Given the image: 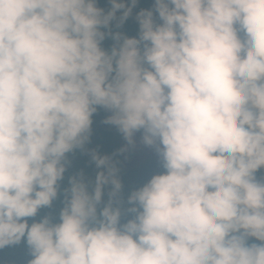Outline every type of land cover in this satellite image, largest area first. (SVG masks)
Returning <instances> with one entry per match:
<instances>
[{"label": "clouds", "instance_id": "obj_1", "mask_svg": "<svg viewBox=\"0 0 264 264\" xmlns=\"http://www.w3.org/2000/svg\"><path fill=\"white\" fill-rule=\"evenodd\" d=\"M108 3L0 0V249L23 240L28 264H264V0H154L131 38L119 28L137 0ZM97 107L129 142L142 130L164 171L122 208L93 151L101 170L68 177L59 222L29 224Z\"/></svg>", "mask_w": 264, "mask_h": 264}, {"label": "trees", "instance_id": "obj_2", "mask_svg": "<svg viewBox=\"0 0 264 264\" xmlns=\"http://www.w3.org/2000/svg\"><path fill=\"white\" fill-rule=\"evenodd\" d=\"M154 0H137L135 7L132 9L131 14L124 21L123 25L119 28V31L127 37H138L139 25L136 20V14L140 10H151L153 8ZM96 6L107 12L110 9L108 0H96ZM120 13H117L119 16ZM154 19L156 13H153ZM157 23H159L157 19ZM115 22H113V30H116ZM113 41L110 36H106L101 42V47L105 50L109 49ZM110 113L101 108L97 107V111L92 115V123L88 141L84 145L83 150H76L74 153L69 154L70 164L67 171L64 174V179L58 181V196L53 201L52 205L47 208H41L38 210L37 216L34 218H27L28 223L31 224L33 220L39 221L41 218L48 216L53 223L59 222V211L63 207L65 200V189L69 187L68 177L75 173H82L88 180H94L97 171L95 164L91 160V152H95L99 156L108 157L110 162L117 169V178L120 180L122 185L121 192L123 194L124 203L122 208H127L126 204L127 195L135 189L142 187L151 176L160 174L164 171L162 168L161 160L158 157H152L146 159L143 164L134 169H125L122 163V151H121V140L123 134L118 130L115 125L106 123L107 117ZM142 134L141 131H137ZM257 180L264 179V168L258 170L255 173ZM110 186H106L105 193L109 190ZM107 196L105 195V199ZM134 218L133 213L125 212L120 220L123 224L127 220ZM256 242L257 241H249ZM28 248L22 240L19 244L6 246L0 249V264H28L31 259Z\"/></svg>", "mask_w": 264, "mask_h": 264}, {"label": "rangeland", "instance_id": "obj_3", "mask_svg": "<svg viewBox=\"0 0 264 264\" xmlns=\"http://www.w3.org/2000/svg\"><path fill=\"white\" fill-rule=\"evenodd\" d=\"M121 151L123 167L127 170L139 167L148 158L158 157L155 148L145 145L138 132L133 134L131 142L122 136Z\"/></svg>", "mask_w": 264, "mask_h": 264}]
</instances>
